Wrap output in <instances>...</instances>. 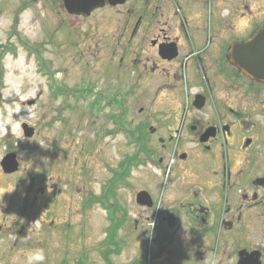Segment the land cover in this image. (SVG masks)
<instances>
[{
  "label": "flooded vegetation",
  "instance_id": "af4514ba",
  "mask_svg": "<svg viewBox=\"0 0 264 264\" xmlns=\"http://www.w3.org/2000/svg\"><path fill=\"white\" fill-rule=\"evenodd\" d=\"M103 1L88 17L69 14L64 0L59 9L117 30L114 54L107 42L84 45L106 64L102 102L117 108L126 95L139 105L136 118L117 120L134 138L117 164L120 183L132 175L140 187L132 218L118 206V230L134 245L119 264H264V75L241 71L234 49L264 26V0L256 12L253 0ZM38 205H0V242L33 238L20 222ZM28 248L0 249V264H21Z\"/></svg>",
  "mask_w": 264,
  "mask_h": 264
},
{
  "label": "rangeland",
  "instance_id": "374dc122",
  "mask_svg": "<svg viewBox=\"0 0 264 264\" xmlns=\"http://www.w3.org/2000/svg\"><path fill=\"white\" fill-rule=\"evenodd\" d=\"M253 1L259 9L260 0ZM94 20H66L59 0H0V163L9 152L20 163L18 172L8 175L0 164V205L40 203L20 222L33 235L28 244L12 235L0 249L41 248L44 264H104L103 255L119 264L134 255L125 232L110 242L106 231L121 219L119 204L132 218L131 200L140 189L135 176L124 178V184L117 179V164L133 152L134 140H128L130 128L116 126L118 116L136 118L139 105L126 96L121 116V109L102 102L110 79L102 73L106 64L90 57L86 42H107L103 50L114 54L111 42L118 37L117 30L93 26ZM23 123L36 129L33 138L24 136ZM102 198L114 206L110 216Z\"/></svg>",
  "mask_w": 264,
  "mask_h": 264
},
{
  "label": "water",
  "instance_id": "95a60500",
  "mask_svg": "<svg viewBox=\"0 0 264 264\" xmlns=\"http://www.w3.org/2000/svg\"><path fill=\"white\" fill-rule=\"evenodd\" d=\"M101 0H65V5L68 11L72 14L88 16L97 7L103 4ZM236 46L238 56V67L249 73L255 78H262L264 69V28L260 29L250 40L244 41ZM23 129L26 137L34 135V128L23 124ZM2 167L5 173L11 174L18 170L19 164L16 160V155L9 154L2 161ZM143 193L140 194V198Z\"/></svg>",
  "mask_w": 264,
  "mask_h": 264
},
{
  "label": "clouds",
  "instance_id": "9594fccd",
  "mask_svg": "<svg viewBox=\"0 0 264 264\" xmlns=\"http://www.w3.org/2000/svg\"><path fill=\"white\" fill-rule=\"evenodd\" d=\"M230 14V10L225 8L222 12V16H228ZM3 201L0 200V204H2ZM13 239H15V236H13ZM46 260V255L43 249L41 248H35L31 249L23 258L21 264H44Z\"/></svg>",
  "mask_w": 264,
  "mask_h": 264
}]
</instances>
